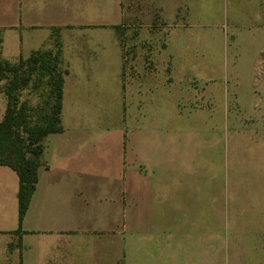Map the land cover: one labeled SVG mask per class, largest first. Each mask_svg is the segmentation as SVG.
<instances>
[{
	"label": "crops",
	"instance_id": "1",
	"mask_svg": "<svg viewBox=\"0 0 264 264\" xmlns=\"http://www.w3.org/2000/svg\"><path fill=\"white\" fill-rule=\"evenodd\" d=\"M227 1L224 14L253 16L244 31L256 61L264 0ZM138 14L125 0H0V59L57 37L63 77L61 130L42 140L20 225L18 175L0 164V264H217L216 233L190 225L178 197L193 58L183 44L172 57L167 44L146 57L125 50L121 29ZM6 104L0 89V119Z\"/></svg>",
	"mask_w": 264,
	"mask_h": 264
},
{
	"label": "rangeland",
	"instance_id": "2",
	"mask_svg": "<svg viewBox=\"0 0 264 264\" xmlns=\"http://www.w3.org/2000/svg\"><path fill=\"white\" fill-rule=\"evenodd\" d=\"M125 1L139 11L121 29L125 50L160 54L167 44L172 57L183 44L193 58L178 111L186 146L178 197L190 225L216 233L217 264H264V52L250 62L244 31L253 16L224 14L227 0ZM46 90L29 82L18 98L36 108Z\"/></svg>",
	"mask_w": 264,
	"mask_h": 264
},
{
	"label": "trees",
	"instance_id": "3",
	"mask_svg": "<svg viewBox=\"0 0 264 264\" xmlns=\"http://www.w3.org/2000/svg\"><path fill=\"white\" fill-rule=\"evenodd\" d=\"M60 47L57 37L50 49H37L15 63L0 59V79L7 104L0 119V164L14 169L18 175V224L26 211L37 179L39 157L45 135L61 130L60 103L62 71L59 67ZM31 82L47 90L42 103L36 108L27 100H19V89ZM34 112V114L31 112ZM19 230V227L18 229Z\"/></svg>",
	"mask_w": 264,
	"mask_h": 264
}]
</instances>
